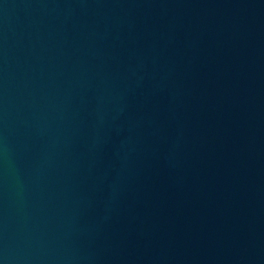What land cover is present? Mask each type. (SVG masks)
Segmentation results:
<instances>
[{"label":"water","instance_id":"95a60500","mask_svg":"<svg viewBox=\"0 0 264 264\" xmlns=\"http://www.w3.org/2000/svg\"><path fill=\"white\" fill-rule=\"evenodd\" d=\"M0 264H264V0H0Z\"/></svg>","mask_w":264,"mask_h":264}]
</instances>
